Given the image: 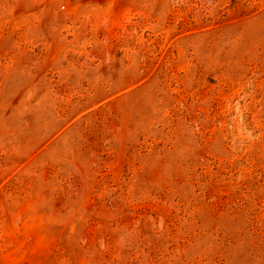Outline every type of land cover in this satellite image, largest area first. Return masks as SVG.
I'll return each instance as SVG.
<instances>
[{
	"label": "rangeland",
	"instance_id": "1",
	"mask_svg": "<svg viewBox=\"0 0 264 264\" xmlns=\"http://www.w3.org/2000/svg\"><path fill=\"white\" fill-rule=\"evenodd\" d=\"M0 264H264V0H0Z\"/></svg>",
	"mask_w": 264,
	"mask_h": 264
}]
</instances>
